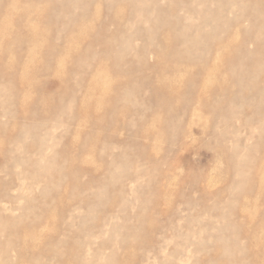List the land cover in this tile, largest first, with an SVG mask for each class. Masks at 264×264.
<instances>
[{
	"label": "rangeland",
	"instance_id": "374dc122",
	"mask_svg": "<svg viewBox=\"0 0 264 264\" xmlns=\"http://www.w3.org/2000/svg\"><path fill=\"white\" fill-rule=\"evenodd\" d=\"M0 12V264H264V0Z\"/></svg>",
	"mask_w": 264,
	"mask_h": 264
},
{
	"label": "bare ground",
	"instance_id": "6f19581e",
	"mask_svg": "<svg viewBox=\"0 0 264 264\" xmlns=\"http://www.w3.org/2000/svg\"><path fill=\"white\" fill-rule=\"evenodd\" d=\"M12 12V11H14L13 9H10V10H8V12ZM1 13L2 12H0V15H1ZM28 18H27V14L25 13V12H22L15 20H14V24H16L17 26L19 25V26H22V27H25V28H29L30 27V25L31 24H29V22H28V20H27ZM0 20H2L1 18H0ZM25 20V21H24ZM27 26V27H26ZM7 33L8 32H5L4 30L2 31V30H0V40L2 39V38H5V36L7 35ZM16 41H18V39H20V38H22V34L21 35H19V33H17L16 34V36H14L13 37ZM12 42V41H11ZM8 45H10V42H8L7 43V46ZM50 48H51V46H50ZM55 48V46L53 45L52 46V50ZM209 48H212V46L211 47H209ZM56 49V48H55ZM66 49V45H65V47H64V50ZM8 52V50H0V55H5L6 53ZM16 67V66H15ZM25 66H21V68L19 67L18 69H12V70H10V71H14V73H16V70H20L21 72H20V74H18V79H19V81L20 82H23V81H25V83L26 84H28L29 86L30 85H33V82H30V81H28L27 80V78H26V76H25V71L26 70H24L25 68H24ZM31 69H33V68H31ZM0 70H8V67H6V66H2V68L0 69ZM33 71H35V69H33ZM218 93H220V92H218ZM221 94V93H220ZM43 104H47V103H50V102H48V100H43V101H41ZM50 106V105H49ZM21 108L22 109H24V110H27L28 109V107L27 106H21ZM248 240L249 241H251L249 238H248ZM257 254H258V252L256 251L255 253H254V256H257ZM251 259L253 260V259H255V257H251Z\"/></svg>",
	"mask_w": 264,
	"mask_h": 264
}]
</instances>
